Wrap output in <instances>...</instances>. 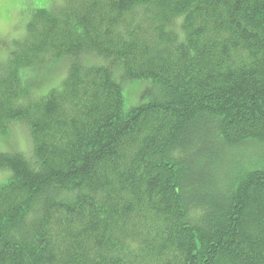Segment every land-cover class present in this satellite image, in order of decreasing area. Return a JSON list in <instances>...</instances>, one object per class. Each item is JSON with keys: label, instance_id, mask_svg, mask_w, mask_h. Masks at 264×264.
<instances>
[{"label": "trees", "instance_id": "16d2710c", "mask_svg": "<svg viewBox=\"0 0 264 264\" xmlns=\"http://www.w3.org/2000/svg\"><path fill=\"white\" fill-rule=\"evenodd\" d=\"M25 26L0 131L34 147L0 152V264H264V0H53ZM118 75L158 92L126 110Z\"/></svg>", "mask_w": 264, "mask_h": 264}, {"label": "rangeland", "instance_id": "374dc122", "mask_svg": "<svg viewBox=\"0 0 264 264\" xmlns=\"http://www.w3.org/2000/svg\"><path fill=\"white\" fill-rule=\"evenodd\" d=\"M53 0H0V59L5 60L8 52L16 45L23 36L26 23L34 9L40 7H49ZM21 35V37H20ZM65 65L59 64L52 71H44L45 75L41 77L40 73L29 71L31 82L29 86L36 93H43L49 88L46 84L56 83L63 77ZM66 73V71H65ZM40 75V76H39ZM65 76V75H64ZM41 77V78H40ZM46 77L51 80L46 83ZM123 87L124 108L126 110L137 106L143 102H149L154 98L153 93L158 92V87L151 79H133L127 80L123 76H117ZM39 78V79H37ZM64 78V77H63ZM62 78V79H63ZM37 79V80H36ZM150 88L149 94H144L147 88ZM46 93H43L44 95ZM40 95V96H42ZM33 140L30 135L29 126L25 122L13 123L7 131H0V152L15 151H33ZM14 150V151H11ZM6 175V178H5ZM8 173L0 169V186L7 180Z\"/></svg>", "mask_w": 264, "mask_h": 264}]
</instances>
